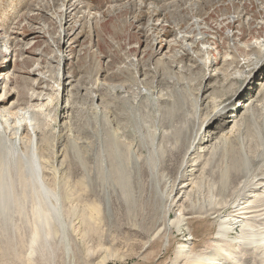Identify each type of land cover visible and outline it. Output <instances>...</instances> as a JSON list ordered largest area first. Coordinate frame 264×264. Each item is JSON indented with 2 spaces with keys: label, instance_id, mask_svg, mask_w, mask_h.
<instances>
[{
  "label": "rangeland",
  "instance_id": "obj_1",
  "mask_svg": "<svg viewBox=\"0 0 264 264\" xmlns=\"http://www.w3.org/2000/svg\"><path fill=\"white\" fill-rule=\"evenodd\" d=\"M0 38L1 134L49 162L42 181L72 226L69 251L54 234L51 247L32 253L23 214L12 232L0 221V264H171L183 243L193 256L213 255L221 217L247 211L245 230L264 232V155L246 183L230 184L234 161L262 152L264 0H0ZM210 120L204 130L219 138L197 146V165L186 170L194 187L174 193L187 220L168 229L180 215L169 213L170 195L185 151ZM115 146L136 175L135 197L112 193V214L89 229L83 185L111 168ZM236 262L264 264V245Z\"/></svg>",
  "mask_w": 264,
  "mask_h": 264
},
{
  "label": "bare ground",
  "instance_id": "obj_2",
  "mask_svg": "<svg viewBox=\"0 0 264 264\" xmlns=\"http://www.w3.org/2000/svg\"><path fill=\"white\" fill-rule=\"evenodd\" d=\"M3 47V52L9 54V48L7 47V45L4 44ZM250 104H252V102H250L249 105ZM223 111H225V109H223L222 111L217 110V113H214V117H220L221 115H223ZM26 116L27 111L21 113V118L23 119V121L26 120ZM2 118L3 115L0 114V221L2 222L5 229H10L12 232L15 227L16 214L18 212L23 214L26 219L27 226L29 228L33 227V229L28 232L32 237V239L30 240L32 253H35L39 247L43 248L44 250L51 247L54 240V234H60L61 240L66 243L67 249L69 251L70 231L72 232V226L71 228H68V224L65 220L63 211V199L55 190H51L42 181V175H44L45 173L48 176L52 174V172L54 171L52 169V166L49 165V162L45 160V158V161L39 159L35 147H33L35 149L30 152L22 153L17 141L14 143L7 142L1 134V121H3ZM212 120L206 121L201 127L200 131L197 134H194L189 141L190 144L185 151L183 157L184 160L181 164L177 180L174 184L175 188L173 189L172 194L170 195L171 200H169L171 201V204L169 213H172L176 208L181 207V205H179V202L181 201L180 197L176 200L174 199L175 191L177 194L179 192L181 193V198L184 196L187 197L194 187V182L192 183V179H188L189 175H187L186 170L192 166L194 169V166L197 165V162H193V154H195L197 146L205 145L208 143L212 144V141H216V139L219 138L216 133L209 132L207 134L204 130V125L207 124V128H210L212 126V124L210 125V122H212ZM22 131L23 130L21 127L18 130L17 134L22 135ZM33 140L35 141V137ZM260 141L261 143L259 145V149L261 147L262 152H259L258 150L252 156L243 153L239 157L240 160L234 161L232 167L235 169V177L232 179L230 184L234 180L237 182L240 181V184L244 182L246 183L248 177L250 176V173L252 172L253 163L255 162V160H257V158L259 159L260 156L264 155V139L261 138V136ZM30 142H32V139L30 140ZM109 146L112 145L109 144ZM115 147V153L111 152V155L113 156V159L111 161V163H113L111 166V168H113L111 170L112 173L110 174L111 168H104L103 172L98 178L89 175V183H87V186L83 185L90 189V204L87 205L86 209L82 212L84 213V216H86L87 225L89 226V229L99 228V225H102V223L104 222V214L108 216L112 214V193L115 194L118 191L120 195L124 198L126 203H128L129 201H133V198L135 197L134 180L136 179V175L130 168L129 158L127 156L125 157L123 152H120L118 146ZM208 150L205 149L204 153L208 152ZM102 158H104V155ZM107 163L109 164V161ZM134 166L135 168H137L138 163H135ZM192 172L194 171H191V173ZM17 177L19 179H17ZM155 177L152 181L155 188L159 192L160 187L158 184V180ZM229 178L230 174L228 173L225 177H223L222 182L224 185L222 187V191L227 188L224 186L227 185L226 179ZM260 181V186L262 187L264 185V178H261ZM22 185L24 187L23 190L20 189ZM97 185L99 186L96 189ZM156 197L159 198L162 203L165 201V197L162 194L156 195ZM155 202L157 201L155 200ZM178 210L179 209L175 211ZM241 210H243V208ZM179 211L180 215L176 219L172 221L169 220L165 224L168 229L173 224H176L177 228L183 227L185 225L184 222L187 219L184 216L183 211ZM186 212L187 214H191V210H187ZM247 213L249 212L247 211ZM247 213L239 212L238 214L231 215L230 217H221L219 231L217 233L216 238V250L213 252V255L203 254L202 256H193L187 250V245H184L183 243L179 245L171 264H237L236 261L238 260L239 255L242 254V252H244L249 247V245H264V232H259V229L255 230V227L253 226H250V229L245 230V227H247L245 224V220H247ZM238 228L242 230V233L240 234L239 238H237L234 244H230L229 242L227 243L225 241L227 233ZM191 240L192 239L188 237L187 239L184 238L183 242H189ZM82 245L84 246L85 242H82ZM103 251L104 248L100 246L97 254L101 255L103 254ZM28 264L36 263L30 262Z\"/></svg>",
  "mask_w": 264,
  "mask_h": 264
}]
</instances>
